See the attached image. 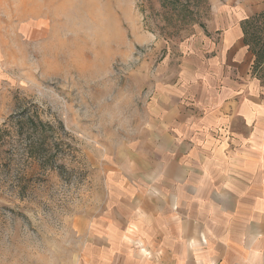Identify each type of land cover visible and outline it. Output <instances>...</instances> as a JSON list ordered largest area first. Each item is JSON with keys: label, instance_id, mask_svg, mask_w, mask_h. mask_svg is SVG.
<instances>
[{"label": "rangeland", "instance_id": "rangeland-1", "mask_svg": "<svg viewBox=\"0 0 264 264\" xmlns=\"http://www.w3.org/2000/svg\"><path fill=\"white\" fill-rule=\"evenodd\" d=\"M223 14L213 0H0V264H84L144 168L165 87L220 49ZM263 29H248L257 46Z\"/></svg>", "mask_w": 264, "mask_h": 264}, {"label": "crops", "instance_id": "crops-1", "mask_svg": "<svg viewBox=\"0 0 264 264\" xmlns=\"http://www.w3.org/2000/svg\"><path fill=\"white\" fill-rule=\"evenodd\" d=\"M213 3L222 45L165 87L144 168L96 222L84 264H264V62L243 31L264 0Z\"/></svg>", "mask_w": 264, "mask_h": 264}, {"label": "trees", "instance_id": "trees-1", "mask_svg": "<svg viewBox=\"0 0 264 264\" xmlns=\"http://www.w3.org/2000/svg\"><path fill=\"white\" fill-rule=\"evenodd\" d=\"M262 20L264 19V13L251 18L249 21H246L243 24V31H245V43L246 45L250 46V48L253 50V53L256 57V61L258 62H264V29L261 30L262 32L260 33L259 37L257 35L256 38L258 41H260V46H257V44H254L252 40H250V34L248 29L250 28V25L254 24L256 20Z\"/></svg>", "mask_w": 264, "mask_h": 264}]
</instances>
